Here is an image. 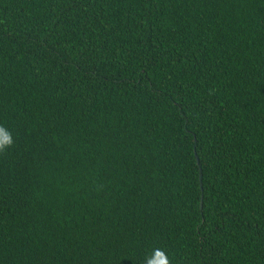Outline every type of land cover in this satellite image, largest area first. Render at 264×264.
Segmentation results:
<instances>
[{
  "label": "trees",
  "instance_id": "1",
  "mask_svg": "<svg viewBox=\"0 0 264 264\" xmlns=\"http://www.w3.org/2000/svg\"><path fill=\"white\" fill-rule=\"evenodd\" d=\"M0 264H264V0H0Z\"/></svg>",
  "mask_w": 264,
  "mask_h": 264
},
{
  "label": "clouds",
  "instance_id": "2",
  "mask_svg": "<svg viewBox=\"0 0 264 264\" xmlns=\"http://www.w3.org/2000/svg\"><path fill=\"white\" fill-rule=\"evenodd\" d=\"M13 144L11 131L0 125V153L6 152ZM144 264H172V260L164 249L154 248L149 255L145 256Z\"/></svg>",
  "mask_w": 264,
  "mask_h": 264
}]
</instances>
